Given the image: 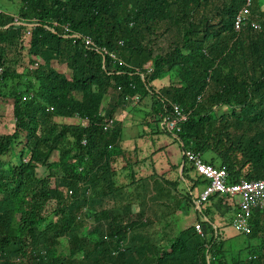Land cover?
<instances>
[{
    "label": "trees",
    "instance_id": "obj_1",
    "mask_svg": "<svg viewBox=\"0 0 264 264\" xmlns=\"http://www.w3.org/2000/svg\"><path fill=\"white\" fill-rule=\"evenodd\" d=\"M245 2L21 0L17 24L0 10V98L10 105L13 126L0 132V264H264V209L253 213L250 233L239 234L243 244L237 250L227 246L232 237L222 229L223 218L228 208L234 211L233 200L214 194L205 210L202 203L195 211L193 192L208 182L182 152L178 181L186 191L181 193L178 181L165 179L149 195L135 179L140 160L125 154L121 123L114 120L134 98L136 110L151 99L141 108L149 109L144 116L151 112L149 123L155 124L170 116L175 104L187 116L179 133L185 149L224 169L230 183L264 179V12L258 0H250L249 16L236 32L234 17ZM28 29L29 53L41 65L29 60L32 70L18 74ZM161 29L173 34L168 52L152 44ZM84 37L123 61L87 49ZM52 61L66 65L70 78ZM171 71L175 84L155 90V82ZM55 152L56 162L51 160ZM5 156L16 166L3 161ZM119 159L127 163L128 185L117 186ZM169 182L176 209L185 216L193 211L194 222L176 236L154 241L158 234L149 232L151 222L143 217L154 212L150 205L167 206L159 197L168 194ZM130 186L147 191L136 220L126 219L133 201L126 191ZM122 201L126 205L118 206ZM108 202L114 206L107 208ZM255 239L258 245L251 243Z\"/></svg>",
    "mask_w": 264,
    "mask_h": 264
},
{
    "label": "rangeland",
    "instance_id": "obj_2",
    "mask_svg": "<svg viewBox=\"0 0 264 264\" xmlns=\"http://www.w3.org/2000/svg\"><path fill=\"white\" fill-rule=\"evenodd\" d=\"M65 1V0H64ZM259 6L261 12H264V0H258ZM21 8V0H0V10L4 13L9 14V16H12L13 23L17 24L16 22H20L19 17V9ZM67 30V29H65ZM163 29L159 31L160 36L156 38V41L152 42L154 44V48H160L164 52H168V47L171 43L173 34L172 33H165L162 34ZM29 38H30V31L29 29L26 31L24 38H23V44L22 48L20 49V58L19 62L15 68L16 73L25 74L27 71H31V65L29 64V60H37L39 63V66L41 65V60L39 58H33L29 53ZM159 52V51H158ZM117 60H119L117 58ZM122 62L123 60H119ZM52 67L55 68L57 71H60L62 74H64L67 78H70L71 73L68 70L67 66L64 64H58L56 61H52L51 63ZM151 63L145 65V67L150 66ZM177 81L176 74L174 71L169 72L165 77L155 82L154 89L158 90L164 85H169L170 83L175 84ZM24 85V80H21L19 85H17L18 89H22ZM76 98L78 97L76 93L73 94ZM151 99L149 100V102ZM145 102V101H144ZM147 102V103H149ZM146 103V105H147ZM130 104V103H129ZM107 105V98L104 99L102 107L105 108ZM142 105L143 104H139ZM146 105H143L146 107ZM137 107V101L134 98L132 103L125 108H127V113L124 110L120 113L119 111L117 114L119 116L124 115V119L121 122L122 127V139L121 144L124 149L127 150L126 154L129 155L130 158H135L136 156H142L143 159L146 160V163L140 167L134 166V172H135V179L139 180L138 183L143 184L142 189L145 191L150 192L149 195H155V191L152 192L151 184L157 183L159 180L164 182L165 179H168L170 181H178L180 178L178 177L180 175V169L178 168V163L181 162V149L178 145V143L175 142V139H173L169 134H167L165 131L163 132L161 130V122L155 124L149 123L152 120V114L149 112V116L145 117V111H149V109H142L141 107L139 110H136ZM102 108V112H103ZM133 119V121L131 120ZM12 117L10 113V105L7 104L6 101H3V99L0 98V132L1 133H7L12 131ZM60 122L64 123H76L74 120H66L62 121V119H59ZM149 123V124H147ZM158 125V126H157ZM130 128V129H129ZM135 135H137L136 138H133ZM22 142L25 141L24 139L21 140ZM22 149V144L16 145L15 152L19 153ZM23 155H26L28 150L26 148H23ZM156 151V152H155ZM137 153V155H135ZM58 159L57 152L51 154V160L56 162ZM2 160L6 163L9 162L12 166H16L15 160L9 156L2 157ZM23 162H26V159L24 157ZM117 166H116V183L117 186H123L128 185L131 182V176L129 175V169L125 168V165L127 163L122 162L121 159L118 160ZM175 165V167H172ZM171 167V168H170ZM147 177H150L148 180H145L144 176L148 175ZM42 170H40L37 174L39 178H42ZM158 175H161L159 178ZM190 176L195 177L196 174L193 172H190ZM141 178V179H140ZM156 179V180H155ZM180 184L181 193H183L185 190L183 181H178ZM165 184V183H164ZM166 191H168V194L163 193L161 198V202L166 204L167 206L163 205H154L151 206V211H154L152 214H144L143 219H147L150 221L151 226H149V232L152 234H158V237L156 235H153L152 239L154 241H157L161 236L165 235L169 236H176L179 234L184 228H187L191 226L194 222V215L193 211H190L188 213V216H185L184 213H180L179 207L176 209L177 202H175L172 193L170 195V192L173 191L172 184L169 182L168 184H165ZM202 185V187H200ZM198 187V190H194L193 195L198 198V195L200 192H202L203 189H205L204 184H201ZM139 189L138 191H134V186H130L126 189L128 191L127 194L133 193V201L130 207L131 214L126 217L128 220H136L137 219V213L136 211L139 208L140 202H144V205L146 203L147 196H145V192ZM138 195L136 198H134L135 195ZM149 196V197H151ZM155 199L156 196H155ZM160 203V201H158ZM113 203V202H112ZM111 202L107 203V208H110L114 205H112ZM212 202L209 204L212 206ZM227 204L232 206L231 201H228ZM126 203L119 202L118 206H125ZM168 206H172L171 208H168ZM181 206V205H179ZM208 206L207 202H203L202 208L203 210L206 209ZM184 208V207H183ZM215 209V208H214ZM224 209V208H223ZM227 209V208H226ZM179 210V211H178ZM216 210V209H215ZM121 211V209H120ZM123 211V209H122ZM185 211V208H184ZM222 212V211H220ZM233 211L231 208L227 209V211L224 213L225 224L222 228L223 231H225V234L229 237H232L231 240H229V243L227 246L233 247V249L237 250L238 248L235 246L240 247L241 244H243L242 237L239 236V234L231 227V221L233 218ZM155 214V215H154ZM215 219L219 221L222 218L219 216V214L216 213L214 215ZM90 220V219H89ZM93 221L90 220L88 225H93ZM260 225L264 227V215L261 218ZM223 226V224L221 225ZM172 230L171 234H168ZM130 235V234H129ZM264 236V233L263 235ZM260 240H253L251 243L253 245H258ZM62 248L66 249L67 242L66 240L62 239L60 241ZM164 241L161 242L163 244ZM228 247V248H230ZM65 251V250H64ZM67 251V250H66ZM237 252V251H235Z\"/></svg>",
    "mask_w": 264,
    "mask_h": 264
},
{
    "label": "built area",
    "instance_id": "obj_3",
    "mask_svg": "<svg viewBox=\"0 0 264 264\" xmlns=\"http://www.w3.org/2000/svg\"><path fill=\"white\" fill-rule=\"evenodd\" d=\"M249 6L250 0H246L244 7L234 17L233 28L236 32L240 30L244 21L248 18ZM252 27L255 30H260V25L257 22H253ZM65 31H68V29ZM83 40L87 49L97 51L102 55H108L111 59L117 60L114 54L108 53L105 49L97 48L89 37H84ZM186 120V114L177 105L173 104L172 114L162 119L161 128L178 141L180 149H183L181 152L186 162L192 166L198 176L208 182L205 189L200 192L198 198L194 201V210H200L201 204L214 194L225 196L233 200L236 211L231 221V227L238 234L248 235L250 233V219L253 213L264 209V179L252 181L242 179L237 183H230L224 169L212 167L203 161L200 153L192 149H185L179 139V133L180 125ZM111 124L112 121L109 122L106 128L110 127ZM195 230L197 234L202 235L201 227L198 224L195 225Z\"/></svg>",
    "mask_w": 264,
    "mask_h": 264
},
{
    "label": "crops",
    "instance_id": "obj_4",
    "mask_svg": "<svg viewBox=\"0 0 264 264\" xmlns=\"http://www.w3.org/2000/svg\"><path fill=\"white\" fill-rule=\"evenodd\" d=\"M124 109H118L117 111H116V113H115V116H114V120H116V121H118V122H122V120L124 119V115H122V116H119L118 114H120L122 111H123ZM127 108H125V112L127 113ZM119 111V113L117 114V112ZM121 111V112H120ZM132 121H133V119H131ZM130 129V128H129ZM137 137V135H135L133 138H136ZM121 147H122V144H121ZM122 149L123 150H125V154H126V152H127V150L126 149H124L123 147H122ZM135 155H137V153H135ZM136 159H138V160H140L139 161V164L136 166V167H140V166H142L143 164H144V162L146 163V160H144L143 159V157L142 156H139V157H137L136 156ZM182 161V160H181ZM181 163V162H180ZM180 163H178V166H179V164ZM120 164V163H119ZM181 166L182 165H180L178 168L179 169H181ZM172 167H175V165H173ZM171 168V167H170ZM147 176H149V174L148 175H146V176H144L145 178L144 179H146L147 178V180L150 178V177H147ZM157 178H159V175H158V177ZM141 179V178H140ZM156 180V179H155ZM153 185H155V183H152L151 184V188H152V186ZM223 211V210H222ZM234 213H233V216L235 215V213H236V211H235V208H234V211H233ZM218 225V224H217ZM219 226V225H218Z\"/></svg>",
    "mask_w": 264,
    "mask_h": 264
}]
</instances>
